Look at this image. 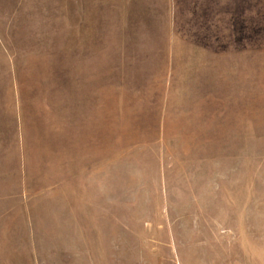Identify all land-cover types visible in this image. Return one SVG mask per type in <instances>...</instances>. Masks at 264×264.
Here are the masks:
<instances>
[{
    "label": "rangeland",
    "instance_id": "1",
    "mask_svg": "<svg viewBox=\"0 0 264 264\" xmlns=\"http://www.w3.org/2000/svg\"><path fill=\"white\" fill-rule=\"evenodd\" d=\"M0 264H264V0H0Z\"/></svg>",
    "mask_w": 264,
    "mask_h": 264
}]
</instances>
